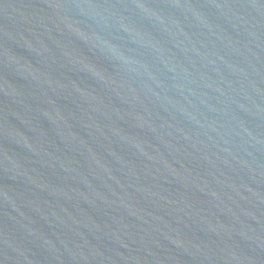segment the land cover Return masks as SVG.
<instances>
[{"label":"water","instance_id":"water-1","mask_svg":"<svg viewBox=\"0 0 264 264\" xmlns=\"http://www.w3.org/2000/svg\"><path fill=\"white\" fill-rule=\"evenodd\" d=\"M0 264H264V0H0Z\"/></svg>","mask_w":264,"mask_h":264}]
</instances>
